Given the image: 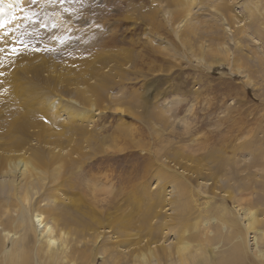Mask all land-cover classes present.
I'll return each mask as SVG.
<instances>
[{
    "label": "rangeland",
    "instance_id": "1",
    "mask_svg": "<svg viewBox=\"0 0 264 264\" xmlns=\"http://www.w3.org/2000/svg\"><path fill=\"white\" fill-rule=\"evenodd\" d=\"M0 1V264H264V0Z\"/></svg>",
    "mask_w": 264,
    "mask_h": 264
},
{
    "label": "bare ground",
    "instance_id": "2",
    "mask_svg": "<svg viewBox=\"0 0 264 264\" xmlns=\"http://www.w3.org/2000/svg\"><path fill=\"white\" fill-rule=\"evenodd\" d=\"M20 1V0H19ZM1 2V1H0ZM19 5V4H18ZM6 7V6H5ZM7 8V7H6ZM56 8V7H55ZM5 9V8H4ZM17 15V14H16ZM15 15V16H16ZM59 16V15H58ZM56 18V17H55ZM60 18V17H59ZM58 19V18H57ZM18 20V19H17ZM25 20V19H24ZM23 21V20H22ZM14 22V21H13ZM22 23V22H21ZM2 43H5L6 41H9L8 38L6 40L5 37H3L1 40H0ZM59 41V40H58ZM31 43V42H30ZM25 44V43H24ZM61 44V43H59ZM5 45V44H3ZM2 46V45H1ZM26 47V46H25ZM21 50V49H20ZM27 53V52H26ZM33 53V52H32ZM9 54V53H8ZM21 55V52H17L15 55H11L13 57H17V56H20ZM5 56V55H4ZM10 56V55H9ZM3 57V56H2ZM11 58V57H10ZM3 60V59H2ZM9 59H4V61H7ZM10 61V60H9ZM4 70V68H3ZM74 70V69H73ZM98 74V72H97ZM3 76V75H2ZM96 76V75H95ZM5 77V76H4ZM2 77V78H4ZM5 84V83H4ZM7 84V83H6ZM2 86V85H1ZM0 86V87H1ZM98 87V86H97ZM13 89V88H12ZM91 91H95L93 88L90 89ZM100 91V90H99ZM4 92V91H3ZM2 92V93H3ZM9 92V91H8ZM96 92H98V89L96 90ZM4 93H7V92H4ZM12 93V92H11ZM15 93V92H13ZM8 93H7V98L9 99L8 97ZM3 96V95H2ZM6 96V95H4ZM3 98V97H2ZM5 99V98H4ZM35 115V114H34ZM29 116V115H28ZM36 116V115H35ZM27 125V124H26ZM6 177H12V175H10V173H7L6 174ZM9 179H6V180H10ZM7 184V186H11V182L10 181H5L3 182L2 185H0V187L2 186H5ZM31 215V214H30ZM29 220H30V223H31V231L33 232V234H35V236H37V241L40 242V245L41 244H53L54 241L51 239V235L54 233V229H52L51 226H49L48 224H46L44 221H43V218L41 215H32L29 217ZM34 223L37 224L36 227L40 229L39 233L36 232V229L33 228L34 226ZM27 234V233H26ZM31 236V235H30ZM29 236V237H30ZM34 236V237H35ZM36 238V237H35ZM25 239V238H24ZM23 240V238H22ZM24 242V241H23ZM26 243V242H25ZM23 244V243H22ZM24 245V244H23ZM27 245V244H26ZM60 249H64V246ZM85 251V250H84ZM20 254V253H19ZM88 254V253H87ZM73 256V255H72ZM71 256V257H72ZM85 256V255H84ZM192 256L188 255V254H180V257H179V261L181 264H187V262L189 261V259L191 258ZM26 257H22V262H24ZM87 258V257H86ZM11 262V261H10ZM15 263V262H13ZM11 264V263H10ZM17 264V263H16ZM213 264H245V261H244V258L242 257V253L240 250H236V251H232L230 255H228L226 257V259H223V260H220L218 262H215Z\"/></svg>",
    "mask_w": 264,
    "mask_h": 264
},
{
    "label": "snow or ice",
    "instance_id": "3",
    "mask_svg": "<svg viewBox=\"0 0 264 264\" xmlns=\"http://www.w3.org/2000/svg\"><path fill=\"white\" fill-rule=\"evenodd\" d=\"M67 2L70 3V4L71 3H74V2H77L78 3V2H80V0H67ZM31 3L35 4L36 3V0H31ZM59 3L60 4H64L65 3V0H59ZM8 7L11 8L12 5L9 4ZM0 11H3V9H0ZM20 11H23V9H20ZM11 18L12 19H15V15L13 14V16ZM6 22H10V21H6ZM3 27H4V25L3 24H0V28H3ZM2 35H3V37H8L9 34H8L7 31H5V32H3ZM61 43H64V41H61ZM17 44L22 45L23 42L22 41H19V40H16V41H13L12 43H10L8 45V47H10V49H11L10 55H15L20 50L19 47L15 46ZM4 51H5V48H0V52H4Z\"/></svg>",
    "mask_w": 264,
    "mask_h": 264
}]
</instances>
